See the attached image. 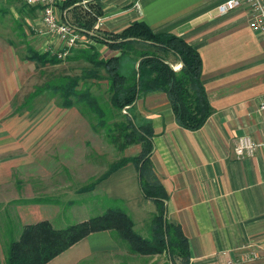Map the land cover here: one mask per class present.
<instances>
[{
	"label": "crops",
	"instance_id": "obj_1",
	"mask_svg": "<svg viewBox=\"0 0 264 264\" xmlns=\"http://www.w3.org/2000/svg\"><path fill=\"white\" fill-rule=\"evenodd\" d=\"M65 1L58 4L57 13L62 21L71 24L74 10L64 9ZM226 1L82 0L81 4L86 10L90 3L101 8L102 15L97 17L91 34L119 33L135 21H144L154 32L177 34L199 51L202 81L213 109L206 124L197 131L179 127L168 97L162 92L141 95L135 115L153 123L155 151L151 161L169 195L168 219L180 225L188 238L191 264H264V111L260 109L264 100V38L252 30L246 4L218 16V7ZM23 2L0 0L1 202L6 200V194L12 195L13 201L22 200L23 193L21 184L7 181L8 171L16 162L21 171L23 139L21 129L11 130L5 125L4 108L23 88V74L21 67L13 63L16 57L11 44L28 35L22 28L43 25V12L33 6L26 8ZM80 32L85 42L97 46L101 57L115 54L107 45L93 42ZM54 37L60 41L57 35ZM45 45L47 52L54 44ZM180 67L178 64L177 69ZM57 117L45 116L46 135L52 138ZM81 119L82 116L63 115L60 134L66 137V124L83 123ZM244 135L261 146L254 156L238 159L236 147ZM34 169L31 166V171ZM32 188L36 190L31 183ZM93 192L127 201L134 220L155 211L154 204L141 195L132 164L99 183ZM58 212L54 204H20L14 211L23 225L52 221ZM9 216L0 210V219ZM119 251L110 231L95 232L47 264H78L95 255ZM3 253L0 239V254ZM148 259L147 264H171L165 255ZM107 262L103 260L102 264Z\"/></svg>",
	"mask_w": 264,
	"mask_h": 264
},
{
	"label": "trees",
	"instance_id": "obj_2",
	"mask_svg": "<svg viewBox=\"0 0 264 264\" xmlns=\"http://www.w3.org/2000/svg\"><path fill=\"white\" fill-rule=\"evenodd\" d=\"M81 2L65 1L64 9L74 10L71 24L93 42L107 45L115 54L101 57L93 43L74 49L75 55L68 60L84 64L80 73L53 76L36 87L26 104L50 92L53 97H59L62 108H77L81 116L90 121L95 132L104 130L118 149L139 145L137 155L112 162L104 174L79 192H93L99 183L132 164L137 171L141 195L154 204L155 211L150 214V226L144 235L136 231L131 211L124 205L126 202L107 196L103 197L100 215L65 228H58L49 220L23 225L19 216H9L3 219V239L6 238L7 242L5 259L0 260V264H47L90 234L101 231L111 232L120 251L95 255L78 264H102L103 260L109 261L106 264H147L148 258L155 255H165L171 264H191L188 238L180 225L168 219L169 195L156 176L151 161L155 151L153 123L135 117L133 112L141 95L162 92L168 97L177 125L190 131L200 130L213 113L202 81L201 55L181 36L156 33L144 21H135L119 33L94 31L91 34L102 11L93 3L87 10L83 9ZM32 53L30 60L39 69L62 62L50 51ZM176 64L181 67L176 69ZM104 84H107L109 95L107 102L93 92L96 85L102 87ZM11 204L62 203L51 197H35L15 200ZM106 256L108 258L104 259Z\"/></svg>",
	"mask_w": 264,
	"mask_h": 264
},
{
	"label": "rangeland",
	"instance_id": "obj_3",
	"mask_svg": "<svg viewBox=\"0 0 264 264\" xmlns=\"http://www.w3.org/2000/svg\"><path fill=\"white\" fill-rule=\"evenodd\" d=\"M23 4L28 8L29 5L25 2ZM35 8L42 11L39 7ZM38 26L34 25L33 28H25V30L22 28L23 33L25 34L26 31L28 35L23 36L20 42L11 44L16 57L13 58V63L16 67H21L23 74V88L10 102V106L4 108L5 125L11 130L21 129L23 139L21 171L17 170L19 163L16 162L12 170L8 171L7 181L12 184L15 182L16 185L21 184L22 199L51 197L61 201V205H55L59 208V212L55 214L57 218L52 222L58 228H65L100 215L103 212L104 196L116 199L105 192L80 193L79 190L104 174L112 162L124 156L137 155L140 146L132 145L124 150L118 149L109 141L104 130L95 132L90 121L83 117L81 119L84 120L83 123L80 121L78 124L76 122L66 124L64 129L66 137L62 136L60 134L63 130L62 116L73 117L81 116V114L77 108H62L59 97H53L50 92L26 104L28 96L36 87L59 74L80 73V69L84 66L82 62L68 60V58L75 55L74 49L80 48L87 42L83 41L72 49L66 50V46L54 37L55 34L46 32L43 25L40 28ZM34 30H37L36 34H33ZM46 42L54 44L52 50L49 51L53 55H58L62 62L39 69L37 64L30 60V56L33 55V51L45 52ZM7 61L9 63V60ZM93 92L102 96L104 101H108L107 84L102 87L96 85ZM133 113L136 117L135 111ZM47 114L58 116L59 122L55 124L53 138L51 135H46L45 116ZM30 132L34 133L30 135ZM31 166L35 168V171H31ZM31 183L32 186L35 185L36 190L33 188L31 190ZM113 183V181L110 182L111 185ZM112 187L115 191V186ZM12 197L6 194V200L0 201V210L4 209L10 216L15 217L16 206L11 204ZM125 202V207H128L127 201ZM140 216L135 219V229L144 235L146 228L150 226L151 216L149 214ZM2 226H5V221L0 219V239L4 248V253L0 254V260L4 261L7 239H3Z\"/></svg>",
	"mask_w": 264,
	"mask_h": 264
},
{
	"label": "built area",
	"instance_id": "obj_4",
	"mask_svg": "<svg viewBox=\"0 0 264 264\" xmlns=\"http://www.w3.org/2000/svg\"><path fill=\"white\" fill-rule=\"evenodd\" d=\"M24 2L29 6L42 9L43 26L46 32L57 35L66 46V50H70L84 41L83 34L77 28L59 18L57 6L61 0H24ZM83 4L86 5V1H83ZM243 4L248 6L249 23L252 30L264 38V0H228L220 4L217 14L218 16H224ZM260 109L264 111V100L261 103ZM124 112L126 111L124 110ZM260 146L249 135L240 137L236 147L237 158L242 159L254 156Z\"/></svg>",
	"mask_w": 264,
	"mask_h": 264
}]
</instances>
